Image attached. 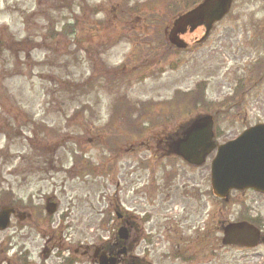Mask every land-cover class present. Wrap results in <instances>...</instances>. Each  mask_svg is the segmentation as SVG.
<instances>
[{"label":"rangeland","instance_id":"rangeland-1","mask_svg":"<svg viewBox=\"0 0 264 264\" xmlns=\"http://www.w3.org/2000/svg\"><path fill=\"white\" fill-rule=\"evenodd\" d=\"M153 1L161 0H0V198L25 216L12 218L0 232V264H66L68 257L74 260L69 264H92L89 252L111 238L116 208L138 219L135 254L149 264H264V246L243 251L204 240L212 213L216 240L218 222L240 218L238 208L208 197L211 152L194 167L158 147L178 125L200 116L217 121L215 129L228 131L227 137L264 121V80L255 98L244 95L246 116L227 113L233 127L222 112L193 102L169 110L165 126L137 121L147 133L119 151L106 127L117 99L132 107L162 105L205 82L201 105L219 103L242 74L238 66L264 51L254 37L264 27V0H232L226 20L200 44L204 28H187L180 37L188 46L180 67L179 52L155 51L148 42L159 24L155 18L166 21L173 8H149ZM63 23L78 27L61 38L50 33ZM253 37L258 51L233 48L248 49ZM247 198L264 217V198ZM48 200L57 205L51 216L44 212ZM178 204L179 235L168 225Z\"/></svg>","mask_w":264,"mask_h":264},{"label":"water","instance_id":"water-1","mask_svg":"<svg viewBox=\"0 0 264 264\" xmlns=\"http://www.w3.org/2000/svg\"><path fill=\"white\" fill-rule=\"evenodd\" d=\"M208 0L205 4L179 18L175 24V32H182L186 26L195 25L199 21L207 23L209 28L214 22L219 21L226 13L231 0ZM178 47L179 43H175ZM250 138L251 143L247 141ZM210 123L195 124L179 142L181 155L191 164L200 165L204 156L212 149ZM212 187L214 193L226 197L231 189L252 188L264 192V125L257 126L244 133L235 142L222 146L218 150L216 159L212 164ZM55 206L47 208L53 214ZM11 209L0 211V230H5L9 225ZM120 231L119 236L125 239ZM257 233L246 225H231L224 230L223 244L256 245ZM99 264H116L115 259H107L104 255L97 257Z\"/></svg>","mask_w":264,"mask_h":264},{"label":"flooded vegetation","instance_id":"flooded-vegetation-1","mask_svg":"<svg viewBox=\"0 0 264 264\" xmlns=\"http://www.w3.org/2000/svg\"><path fill=\"white\" fill-rule=\"evenodd\" d=\"M202 25L204 26V23L200 22V23H198L197 26H202ZM172 31L173 30L169 31V28H167L166 32H165V38L167 37V34L171 35ZM254 32H255L254 37L260 41V47L262 48V50H264V45H263L264 27L261 26L260 31L255 30ZM256 33H258V34H256ZM254 37L252 39H249L247 41V43L245 44V46H247L250 43V47L248 49L243 50L238 45H234L233 48L236 51H238V50H241V51L257 50L258 51L259 50L258 49L259 44L257 43V40ZM198 42L199 41H196V44H199ZM186 50H184V51H186ZM253 54L258 55V57L254 60H251V62L249 64L238 66L240 68V72L242 74H236L237 76L233 79L232 84H230V88L227 92V102H228L229 106H228L226 113L234 111L235 113L232 112L230 114H232L235 117L247 115L246 112L248 109V105H247V101H245L244 95L251 93V98H253L255 96L253 94L254 93L253 91L256 89V87L260 83H262V80L264 78V51L263 52L261 51V53L258 52L257 54L256 53H253ZM237 83H241L242 88H244V90H245V94H243L236 103H232V100H233V98L231 96L232 89H233V87H235L237 85ZM256 96H257V94H256ZM251 125H253V124L248 125V127ZM247 128L246 127L239 128L237 130V132L235 131V133L232 135V137L238 135L242 130H245ZM243 194L244 195L254 194L255 196H260L259 193H254L253 191H246V192H243L242 195ZM174 216H175L176 220L175 221H168V225L170 228H175V232L179 235V204H178L176 211H174ZM259 223L260 222H258V224ZM136 226L137 225L135 223V219L131 220V222L128 223V227L126 228V233H125L126 239L125 240L120 241V242L116 241L113 244L107 243L105 246H103L104 247L103 251L106 255H112L115 252H118L117 254L124 255V257L117 259L118 264H148L147 262L145 263L144 260L137 258L134 254L136 252V250L138 249V246L140 244V243L136 242V239H135L136 229H137ZM259 228H260L261 234H263L264 233V223H261L259 225ZM210 232H209V234H210ZM126 251H129L130 253L127 254V253H125Z\"/></svg>","mask_w":264,"mask_h":264},{"label":"trees","instance_id":"trees-1","mask_svg":"<svg viewBox=\"0 0 264 264\" xmlns=\"http://www.w3.org/2000/svg\"><path fill=\"white\" fill-rule=\"evenodd\" d=\"M176 1L179 2V0H176ZM177 4H179V3H177ZM180 4H182V5L180 6V9H183V10H184V9H188V8L191 7L190 3H188V2H186V1H184V0H181ZM160 18H161V17H156L154 22H157ZM182 129H183V127H180V128H179V132H181Z\"/></svg>","mask_w":264,"mask_h":264}]
</instances>
